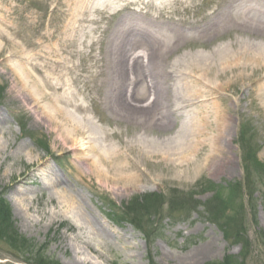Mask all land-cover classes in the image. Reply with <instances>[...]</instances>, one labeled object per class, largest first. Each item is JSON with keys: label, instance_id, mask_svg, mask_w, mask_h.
<instances>
[{"label": "rangeland", "instance_id": "rangeland-1", "mask_svg": "<svg viewBox=\"0 0 264 264\" xmlns=\"http://www.w3.org/2000/svg\"><path fill=\"white\" fill-rule=\"evenodd\" d=\"M229 9L231 0H0V193L34 254L60 264H264V29L230 27L233 17L223 25ZM60 63L67 69L54 70ZM15 69L30 73L25 84ZM53 104L78 125L65 128ZM77 128L84 134H69ZM201 135L211 141L187 151L191 171H174L161 145L141 167L157 183L128 190L81 157L93 137L123 152ZM53 172L82 209L62 205ZM148 195L151 209L127 215ZM0 264L24 263L0 244Z\"/></svg>", "mask_w": 264, "mask_h": 264}, {"label": "bare ground", "instance_id": "bare-ground-1", "mask_svg": "<svg viewBox=\"0 0 264 264\" xmlns=\"http://www.w3.org/2000/svg\"><path fill=\"white\" fill-rule=\"evenodd\" d=\"M253 0H231L232 3V9H229L227 11H222L220 13L219 20L222 21L225 19V21L222 23L225 25L227 23V19L230 17L234 18V21H232L230 27H235V26H240L242 29H245L244 26L247 28H255V32L259 30L264 29V4H262L260 1L256 2ZM236 4V5H233ZM238 24V25H234ZM217 25L213 26L216 27ZM264 51V49L262 50ZM241 52V51H240ZM243 57L245 54L247 56H254L249 51L246 50V48L243 49ZM18 52L15 53V56L17 55ZM246 56V57H247ZM242 57V53H241ZM264 59V57H263ZM243 60V58H242ZM30 62V58L28 57L27 63ZM244 66V64H243ZM244 70L246 67H243ZM53 69L58 71L62 69H67L66 64L60 63V64H53ZM16 70V69H15ZM233 71V70H232ZM18 77L20 78L23 76L22 74H19V72L16 70L15 71ZM28 76V77H27ZM27 76H23V84H25L26 77L29 79L30 78V73L28 72ZM34 83L32 81H29V84ZM34 86H40L39 82H35ZM157 99L161 102L162 97L159 96V93L156 95V98H154L152 105H155V102ZM71 107H77L74 105H70ZM51 107V106H50ZM136 108L139 109L141 112H151V108H147L145 105H136ZM156 104V108H157ZM147 108V109H145ZM54 113H60V111L65 112L67 115L64 118V127H70L73 126L74 123L78 125L77 123V118H75V115L71 112L66 111L64 108L59 106L58 104H53V107L51 109ZM143 113V114H145ZM50 120L51 118H55L52 112L47 111L46 115ZM208 126L207 124H203V127ZM202 127V130H203ZM69 131V130H68ZM201 132V126L200 130ZM72 133L74 136L76 135H83L84 133L80 129H75L69 131V134ZM95 134V133H94ZM202 138V135H201ZM206 141H211L210 138H202L193 140V139H188L186 138L182 142L178 141H173V140H148L144 141V148L138 147L137 145H128L125 148V151H121L120 149H115L114 147H108L105 145V142L100 144L97 147L98 144V139L96 138H88V142L84 144H88V156L80 154L82 159H84L89 167L90 173L94 174L97 178L101 179L108 185H112L113 187H122L124 190H128L130 188H136L140 183L143 182H156V180L148 176V171L141 168L142 167V160L148 159L149 155L152 156L148 150L153 149V152L155 153L158 149H160L159 146H163L164 148H167L168 151H166V156L163 157V159L170 165V167H173V170L176 171L178 174H183L185 172L191 171V168L194 165V162H190L189 157L187 155V151H189L190 147H200V144L202 145V142L205 143ZM212 143V142H211ZM82 144V145H84ZM215 146L217 145V142L214 141L212 143ZM203 146V145H202ZM82 147V146H81ZM155 150V151H154ZM215 152V148L212 149V153ZM211 153V154H212ZM78 169L80 170L81 175H84V172L82 171V168L77 165ZM60 177L57 175V173H51L50 174V179H49V186H60L59 188H63V192L59 195V198H61V203L64 205L65 208L71 209L73 212L77 211V209H82V203L81 199L79 198L80 196L77 194H74L73 191H69L67 189V185L64 186L62 183H60ZM157 183V182H156ZM64 186V187H63ZM55 189V187H54ZM25 196L26 194H22ZM25 199V198H23ZM22 199V201H23ZM21 201V202H22ZM76 220L84 221L83 215L79 212L74 213ZM77 223V221H76ZM92 226L96 229L97 232L99 233H104L105 231L103 230V226L97 222L96 220L91 222ZM100 235V234H99ZM198 256V254L195 255L194 259ZM193 263V262H192Z\"/></svg>", "mask_w": 264, "mask_h": 264}, {"label": "trees", "instance_id": "trees-1", "mask_svg": "<svg viewBox=\"0 0 264 264\" xmlns=\"http://www.w3.org/2000/svg\"><path fill=\"white\" fill-rule=\"evenodd\" d=\"M244 127L246 129L247 125H245ZM245 162H249V160ZM213 191L215 192V196L218 197L219 189L213 188ZM150 198L151 199L155 198V201L154 202L150 201L149 200ZM136 201H139V200H135V203ZM143 201L145 202V205L143 206H141V204L134 205V202H132L130 204V207L129 206L127 207L128 210L125 208L127 215L129 213H133L130 210L135 209V208L140 209V210L142 208V210L148 211L149 209L152 208L151 205L157 201V195H151V196L148 195L144 198ZM136 213L138 214V211ZM12 219H13V216H12L11 207L4 200V195L0 193V244L5 245L8 252L11 253L15 259L19 260L20 262L24 264H60L59 261L52 260L51 258L44 256V254L42 253L34 254L31 249L34 246V244L27 237H24L19 234V232L16 230V227L14 226ZM141 222H142L141 220L140 222L138 220L137 222L135 221V223H138V224ZM225 232H226V235L230 237L228 230L225 229ZM239 235L246 236V233L241 231V232H238V234L236 233V236L234 237L231 236L230 238L233 240H237L239 243L247 241L244 238H241V239L237 238L239 237ZM227 263L229 262L225 261L223 264H227Z\"/></svg>", "mask_w": 264, "mask_h": 264}]
</instances>
